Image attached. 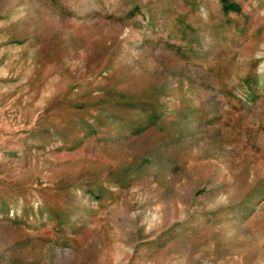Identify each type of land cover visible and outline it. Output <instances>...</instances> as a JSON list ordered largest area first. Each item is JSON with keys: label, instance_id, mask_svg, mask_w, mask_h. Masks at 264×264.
Listing matches in <instances>:
<instances>
[{"label": "rangeland", "instance_id": "374dc122", "mask_svg": "<svg viewBox=\"0 0 264 264\" xmlns=\"http://www.w3.org/2000/svg\"><path fill=\"white\" fill-rule=\"evenodd\" d=\"M0 264H264V0H0Z\"/></svg>", "mask_w": 264, "mask_h": 264}]
</instances>
